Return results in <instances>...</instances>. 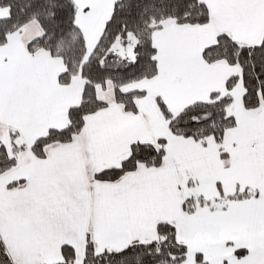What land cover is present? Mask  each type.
<instances>
[{
  "label": "snow or ice",
  "instance_id": "obj_1",
  "mask_svg": "<svg viewBox=\"0 0 264 264\" xmlns=\"http://www.w3.org/2000/svg\"><path fill=\"white\" fill-rule=\"evenodd\" d=\"M0 264H264V0H0Z\"/></svg>",
  "mask_w": 264,
  "mask_h": 264
}]
</instances>
